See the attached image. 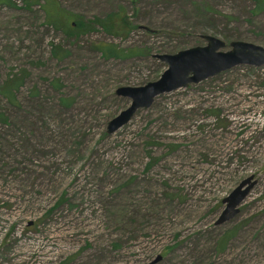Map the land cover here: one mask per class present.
<instances>
[{"label":"rangeland","instance_id":"1","mask_svg":"<svg viewBox=\"0 0 264 264\" xmlns=\"http://www.w3.org/2000/svg\"><path fill=\"white\" fill-rule=\"evenodd\" d=\"M47 5L94 30L68 38L46 23ZM117 13L133 27L126 36L95 21ZM203 36L264 48V8L252 0L0 3V87L21 80L12 102L0 94V264H264V67L238 66L157 96L106 133L131 104L114 91L156 81L167 66L155 56L204 46ZM103 43L139 54L105 60L95 48ZM55 47L68 55L58 60ZM249 177L238 215L214 226L222 200Z\"/></svg>","mask_w":264,"mask_h":264},{"label":"water","instance_id":"2","mask_svg":"<svg viewBox=\"0 0 264 264\" xmlns=\"http://www.w3.org/2000/svg\"><path fill=\"white\" fill-rule=\"evenodd\" d=\"M143 29L153 33L149 29ZM202 39L206 41L204 46L173 55L155 56L167 66L156 81L139 87H119L114 91L115 96L130 99L131 104L108 123L107 135L120 129L139 108L148 107L157 96L199 84L238 66L264 67V48L261 46L243 41H231L227 44L212 36H203ZM226 48V51H222ZM254 184L253 178L249 177L222 200L223 208L214 226H221L238 215L239 206ZM158 260L159 258L149 264H155Z\"/></svg>","mask_w":264,"mask_h":264},{"label":"trees","instance_id":"3","mask_svg":"<svg viewBox=\"0 0 264 264\" xmlns=\"http://www.w3.org/2000/svg\"><path fill=\"white\" fill-rule=\"evenodd\" d=\"M4 1L7 0H0V3H3ZM45 3L48 1L52 0H44ZM255 3V8L256 10H260L264 8V0H252ZM32 8L31 2L25 3L24 2V9L27 11H30ZM46 15H47V21L46 23L49 24V26H53L54 28L62 29V32L68 37L72 38L73 36H80L82 34L88 35L94 28H92V24L94 22H89L85 23L82 20L80 21H75V22H70L68 19L64 17H59L56 15L55 8L50 7L47 5L46 8ZM63 20V21H61ZM97 22V25L103 26V30L110 34V35H124L126 36L128 32L133 28L131 24L126 21V19L122 18L119 16V14H114L108 16L105 20H99L95 19ZM121 21L122 25H119V22ZM65 23V25H64ZM95 48L100 52L101 58L105 60H127L130 59L131 57L136 56L139 54L136 52V49H127V50H122L117 48L115 45L111 44H99L95 46ZM60 51V52H59ZM52 55L55 56L58 60H62L64 57L68 55L67 52H63L58 48H52ZM14 79V80H13ZM16 79V80H15ZM18 78H11L8 80L4 86L0 87V94L5 98V100L12 102L14 100V94L15 90L19 87L20 81L17 80ZM61 103L63 104H68L65 100L61 99ZM0 120L4 121L5 118L0 115ZM230 236L224 234L220 238L219 242V247L220 248H225V244L228 243Z\"/></svg>","mask_w":264,"mask_h":264}]
</instances>
